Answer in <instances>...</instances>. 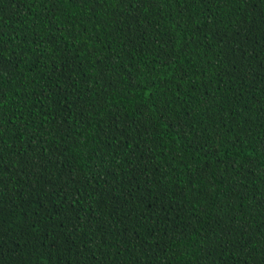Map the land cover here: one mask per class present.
<instances>
[{
  "label": "trees",
  "instance_id": "obj_1",
  "mask_svg": "<svg viewBox=\"0 0 264 264\" xmlns=\"http://www.w3.org/2000/svg\"><path fill=\"white\" fill-rule=\"evenodd\" d=\"M0 264H264V0H0Z\"/></svg>",
  "mask_w": 264,
  "mask_h": 264
}]
</instances>
